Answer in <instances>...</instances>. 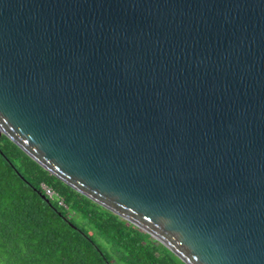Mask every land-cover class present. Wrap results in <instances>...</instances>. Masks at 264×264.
<instances>
[{"label": "water", "instance_id": "obj_1", "mask_svg": "<svg viewBox=\"0 0 264 264\" xmlns=\"http://www.w3.org/2000/svg\"><path fill=\"white\" fill-rule=\"evenodd\" d=\"M0 134L186 264H264V0H0Z\"/></svg>", "mask_w": 264, "mask_h": 264}, {"label": "trees", "instance_id": "obj_2", "mask_svg": "<svg viewBox=\"0 0 264 264\" xmlns=\"http://www.w3.org/2000/svg\"><path fill=\"white\" fill-rule=\"evenodd\" d=\"M0 264L186 263L0 134Z\"/></svg>", "mask_w": 264, "mask_h": 264}, {"label": "built area", "instance_id": "obj_3", "mask_svg": "<svg viewBox=\"0 0 264 264\" xmlns=\"http://www.w3.org/2000/svg\"><path fill=\"white\" fill-rule=\"evenodd\" d=\"M42 186H43L45 192H46L49 196H52V195L54 194V192H53L49 187H47V186H45V185H42ZM60 202H61V201H60Z\"/></svg>", "mask_w": 264, "mask_h": 264}]
</instances>
